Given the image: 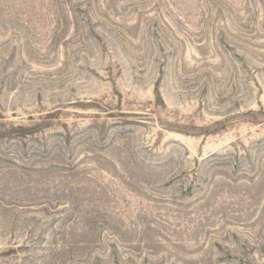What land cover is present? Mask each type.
I'll list each match as a JSON object with an SVG mask.
<instances>
[{
	"label": "rangeland",
	"instance_id": "374dc122",
	"mask_svg": "<svg viewBox=\"0 0 264 264\" xmlns=\"http://www.w3.org/2000/svg\"><path fill=\"white\" fill-rule=\"evenodd\" d=\"M0 264H264V0H0Z\"/></svg>",
	"mask_w": 264,
	"mask_h": 264
}]
</instances>
